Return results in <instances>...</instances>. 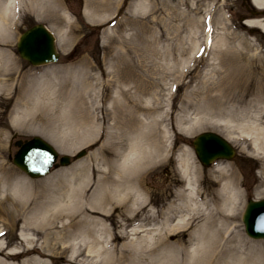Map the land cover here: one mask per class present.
I'll list each match as a JSON object with an SVG mask.
<instances>
[{"label": "rangeland", "instance_id": "1", "mask_svg": "<svg viewBox=\"0 0 264 264\" xmlns=\"http://www.w3.org/2000/svg\"><path fill=\"white\" fill-rule=\"evenodd\" d=\"M49 1L50 8L45 6L47 0H17V13L6 21L10 36L6 41L0 40V51L9 53L17 63L12 75L14 79L0 91V166L11 168L31 184H39L59 172L70 173L73 167L81 168L76 183L81 182L84 196L93 202L100 191L96 186L99 171L107 172L110 167L112 157L109 154L117 140L115 132H129L127 127L116 123L112 115L115 106L112 98L118 89L113 80L117 66L115 58L124 59V65H120L122 68L129 60L140 62L137 72H145L148 81L143 98L153 101L154 91L159 93L161 104L155 114L169 113L160 125L165 134L163 154L140 171L142 189L147 191L145 209L150 208L158 215L170 201L179 202L177 193L184 188L180 163L188 159H194L204 170L196 184L201 192L200 201L203 200L208 168L218 160H225L237 168L241 180L242 201L235 222L238 225L236 230L243 237L255 240L246 235L241 215L247 200L264 199V194L256 195L257 188H263L259 186L258 172L264 163L261 156L248 154L239 144L228 141L236 151L234 157L218 159L204 167L190 144V140L203 131H213L224 138L226 135V130L220 128L226 123L225 118L228 119L221 112L222 108L211 113L196 110L210 83L216 82L225 70L233 73L241 69L253 72L257 78L264 74V35L259 28L249 31L251 28L245 25L248 19L243 15L257 9L251 0H103L112 3L111 10L98 9L90 15L92 21L84 14L88 10L87 1L91 0ZM52 13L57 16L59 25L51 21ZM66 18L67 25L61 22ZM34 23H43L54 35L59 52L56 62L33 66L18 55L17 38ZM58 31L63 32V37H69L63 47L58 40ZM242 35L248 36L249 43L241 41ZM173 65L177 69L174 67L170 72ZM10 67L4 71V79H8ZM171 73L176 75L175 80ZM119 84L124 89L130 86L127 81ZM259 86L245 99L250 103L238 106L244 118L233 123L248 121L252 124L254 117H264V83ZM211 93H215L214 90ZM118 99L126 102L122 97ZM188 99L195 102L190 108L185 106ZM182 107H185L184 111H181ZM140 117L148 119V115ZM189 124L194 126L189 135L180 132L179 129L187 128ZM33 136L50 143L59 155L72 156L82 148L87 149V154L68 166L52 169L44 177L31 179L13 165L9 157L17 149L14 145L17 139ZM129 149L128 135L122 152ZM100 150L105 155L100 157ZM132 173L136 174V170ZM103 184L112 183L107 180ZM30 198L27 194L19 201L29 202ZM9 205L8 202L0 204V230L6 232L1 237L5 250L19 244L21 232L30 236L29 229L23 227L22 216L5 211L10 209ZM110 208L108 206L117 222L119 204ZM105 225L110 231L121 229L114 226L112 220H106ZM193 228V231L198 230L196 226ZM109 233L97 230L95 235L101 238L94 247L98 256L87 257L88 264H128L130 257L136 255L133 246H129L125 249L127 258L120 263L119 251L128 240L112 241ZM131 237L129 234V240ZM259 242L264 264V239ZM114 245V251L109 252ZM43 257L46 264H52L48 255Z\"/></svg>", "mask_w": 264, "mask_h": 264}, {"label": "bare ground", "instance_id": "2", "mask_svg": "<svg viewBox=\"0 0 264 264\" xmlns=\"http://www.w3.org/2000/svg\"><path fill=\"white\" fill-rule=\"evenodd\" d=\"M17 3V0H0L2 41L10 36L6 21L17 13ZM251 3L257 9L243 14L248 19L245 25L251 28V32L259 28L264 35V0H251ZM46 5L48 8L52 6L48 0ZM86 8L88 10L84 14L92 21V14L98 9L110 11L112 3L91 0L87 1ZM51 16V21L57 23V16L53 13ZM61 22L69 24L67 18ZM58 40L63 47L69 37H63V32H59ZM241 41L249 43L248 36L242 35ZM54 49L56 51L55 46ZM115 60L117 66L113 80L119 90L112 98V105L115 104L112 115L114 121L127 127L129 132H115L117 140L113 142L109 154L112 157L110 167L107 172L99 171L96 186L100 191L95 200L89 202L84 196L81 182L76 183L81 168L73 167L70 173L59 172L39 184H31L11 168L0 166V196L6 193L5 197L0 198V204L8 202L10 209L5 211L22 216L23 227L30 231L29 237L21 232L19 244L5 250L1 238L5 231L0 230V264H14V261L18 264H46L44 255L50 257L52 264H88L87 257L98 256L94 247L101 241L95 235L99 229L103 233L109 231L112 241L121 238L128 240L119 251L117 258L120 263L127 258L125 249L133 246L136 255L130 257L128 264H263L259 239H247L236 230L238 225L235 222L242 201L241 180L237 168L225 160H219L208 168L203 200L200 201L201 192L196 184L200 174L204 175V170L194 159H188L180 163L184 188L177 193L179 202L170 201L158 215L150 208L145 209L147 191L142 189L140 171L163 154L165 134L160 125L169 113L155 114L161 104L159 93L154 91L151 97L153 101L143 98L148 81L145 72H137L136 67L141 65L140 62L131 60V63L129 60L122 68L120 65H124V59L117 57ZM16 64L9 53L0 51V91L14 79L12 75L16 72ZM9 65L11 73L8 79H4V71ZM174 67L169 71H173ZM170 76L174 80L177 78L172 73ZM121 81H127L130 86L122 88L119 84ZM262 82L264 74L257 78L253 72L236 69L233 73H226L225 70L216 82L206 87L205 97L200 100L202 103L196 110L211 113L222 108L221 112L228 119L224 117L226 123L220 128L226 130L227 141L239 144L248 154L261 156L264 162V117H254L252 124L248 121L232 122L244 118L238 106L250 103L245 99L254 89H259ZM213 90L215 93H211ZM119 97L126 102H120ZM229 102L234 104L231 106ZM194 103L188 99L185 106L190 108ZM184 109L182 107L181 111ZM146 115L148 119L140 117ZM193 128L189 124L187 128L179 130L189 135ZM128 135L130 149L123 153ZM103 154V150L98 151L100 157ZM134 170L136 174L132 173ZM258 172L259 186L263 188H257L256 195L264 194V163ZM107 180L112 184L105 186L103 183ZM27 194L31 196L29 202L19 201L21 196ZM116 204H119L116 216L117 222L120 219L119 223L114 221L113 213L108 209V206L113 208ZM106 220H112L113 225L121 229L110 231L105 225ZM195 226L198 227L197 231H193ZM139 233L143 234L138 237L136 234ZM129 234L133 236L131 240ZM114 248L115 245L113 250L108 251L112 253Z\"/></svg>", "mask_w": 264, "mask_h": 264}, {"label": "water", "instance_id": "3", "mask_svg": "<svg viewBox=\"0 0 264 264\" xmlns=\"http://www.w3.org/2000/svg\"><path fill=\"white\" fill-rule=\"evenodd\" d=\"M17 50L21 58L29 61L32 65H39L47 62H55L57 53L54 49L53 37L47 29L37 24L23 32L17 43ZM19 147L14 154L13 163L23 170L31 178H37L49 172L57 158L56 151L44 140L33 137L30 140H17L14 143ZM192 145L197 158L205 165L217 158H231L233 149L219 135L213 132H203L196 136ZM81 150L76 157L85 154ZM70 159L67 155L59 158L60 165H68ZM242 221L247 235L253 238H264V199L260 201L247 202Z\"/></svg>", "mask_w": 264, "mask_h": 264}]
</instances>
